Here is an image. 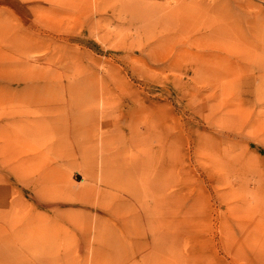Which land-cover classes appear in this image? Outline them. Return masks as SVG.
I'll use <instances>...</instances> for the list:
<instances>
[{"label":"rangeland","instance_id":"374dc122","mask_svg":"<svg viewBox=\"0 0 264 264\" xmlns=\"http://www.w3.org/2000/svg\"><path fill=\"white\" fill-rule=\"evenodd\" d=\"M0 264H264V0H0Z\"/></svg>","mask_w":264,"mask_h":264}]
</instances>
